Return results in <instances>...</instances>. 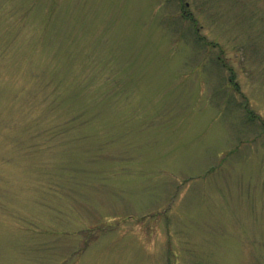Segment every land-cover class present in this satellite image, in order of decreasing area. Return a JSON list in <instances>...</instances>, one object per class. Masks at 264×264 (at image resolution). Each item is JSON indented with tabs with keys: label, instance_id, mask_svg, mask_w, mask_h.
<instances>
[{
	"label": "rangeland",
	"instance_id": "1",
	"mask_svg": "<svg viewBox=\"0 0 264 264\" xmlns=\"http://www.w3.org/2000/svg\"><path fill=\"white\" fill-rule=\"evenodd\" d=\"M0 264H264V0H0Z\"/></svg>",
	"mask_w": 264,
	"mask_h": 264
}]
</instances>
